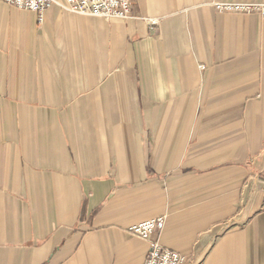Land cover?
I'll return each mask as SVG.
<instances>
[{
	"label": "crops",
	"instance_id": "0c3cea01",
	"mask_svg": "<svg viewBox=\"0 0 264 264\" xmlns=\"http://www.w3.org/2000/svg\"><path fill=\"white\" fill-rule=\"evenodd\" d=\"M217 1L264 2L0 0V264H145L159 216L187 264H264V18Z\"/></svg>",
	"mask_w": 264,
	"mask_h": 264
},
{
	"label": "built area",
	"instance_id": "2783aa9c",
	"mask_svg": "<svg viewBox=\"0 0 264 264\" xmlns=\"http://www.w3.org/2000/svg\"><path fill=\"white\" fill-rule=\"evenodd\" d=\"M4 2L36 12L40 23L44 21L45 11L54 4L72 13L102 17L106 20L129 17L133 6V0H4ZM212 5L219 11L257 13L264 18V2L217 1ZM147 19L151 26H156L160 22L157 17ZM200 67L205 66L200 65ZM165 226L166 216H159L131 226L129 232L149 243L145 264H187L188 258L185 254L163 245L156 237V232L164 230Z\"/></svg>",
	"mask_w": 264,
	"mask_h": 264
},
{
	"label": "rangeland",
	"instance_id": "374dc122",
	"mask_svg": "<svg viewBox=\"0 0 264 264\" xmlns=\"http://www.w3.org/2000/svg\"><path fill=\"white\" fill-rule=\"evenodd\" d=\"M63 1V0H62Z\"/></svg>",
	"mask_w": 264,
	"mask_h": 264
}]
</instances>
